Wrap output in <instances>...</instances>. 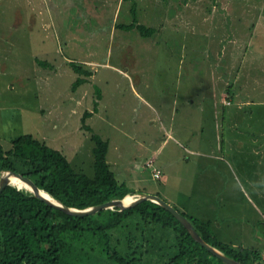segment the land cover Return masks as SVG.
<instances>
[{
  "label": "rangeland",
  "instance_id": "374dc122",
  "mask_svg": "<svg viewBox=\"0 0 264 264\" xmlns=\"http://www.w3.org/2000/svg\"><path fill=\"white\" fill-rule=\"evenodd\" d=\"M25 134L89 177L100 136L135 200L264 264V0H0V146Z\"/></svg>",
  "mask_w": 264,
  "mask_h": 264
},
{
  "label": "trees",
  "instance_id": "16d2710c",
  "mask_svg": "<svg viewBox=\"0 0 264 264\" xmlns=\"http://www.w3.org/2000/svg\"><path fill=\"white\" fill-rule=\"evenodd\" d=\"M132 15V24L120 28L152 37L154 30L138 22L136 5ZM86 82L78 78L73 90ZM91 115L87 112L84 119ZM83 127L90 132L89 126ZM92 139L93 177L78 172L62 152L31 134L14 139L9 151L0 146V175L14 172L30 178L57 202L77 210L139 194L117 180L107 160L109 143L98 135ZM180 213L208 245L226 257L241 264H261L258 250L222 242L211 222ZM0 264L225 263L197 243L171 212L151 201L123 211L114 208L73 216L26 189L8 186L0 195Z\"/></svg>",
  "mask_w": 264,
  "mask_h": 264
},
{
  "label": "water",
  "instance_id": "95a60500",
  "mask_svg": "<svg viewBox=\"0 0 264 264\" xmlns=\"http://www.w3.org/2000/svg\"><path fill=\"white\" fill-rule=\"evenodd\" d=\"M12 176L17 178V179H19V180H21L26 185L30 186L31 192L34 195H36L37 197H39L42 200L46 201L51 206L56 207V208L64 211L65 213L73 215V216H88V215L96 214V213H98L100 211H103V210H108V209L113 210L114 208H118L120 211H123V210H126V209L134 208L135 206H137L138 204H140V203H142L144 201H151L153 203H156V204L162 206L163 208H165L169 212H171L181 222V224L186 229H188V231L191 233L192 237L194 238V240L197 243H199L202 247H204L206 250H208L210 253H212L215 257H217L218 259L223 261L225 264H241L239 262H236L233 259H230V258L226 257L220 251H218L217 249H215V248L211 247L210 245H208L201 238V236L196 232V230L194 229V227L192 226L190 221L186 217H184L173 206H171L170 204L166 203L164 200L160 199L159 196L143 194L139 198H137L132 204H130L128 206H125L123 204V200H124L123 199V200L111 201V202H108V203H105V204H102V205H99V206H95V207H92V208H89V209H86V210H77V209H72V208L65 207L60 202L53 203L50 200L46 199L45 197H43L40 194L41 190L36 186V184L34 183V181L32 179L24 177V176H22L20 174H16L14 172H8L7 176H5L4 178L1 179V181H0V195L2 194L4 189H6V187L12 185L11 182H10V178ZM18 189H20V188H18Z\"/></svg>",
  "mask_w": 264,
  "mask_h": 264
},
{
  "label": "bare ground",
  "instance_id": "6f19581e",
  "mask_svg": "<svg viewBox=\"0 0 264 264\" xmlns=\"http://www.w3.org/2000/svg\"><path fill=\"white\" fill-rule=\"evenodd\" d=\"M7 176V175H6ZM5 177V176H4ZM10 182L13 186L20 188V189H26L28 191H31L30 186L26 185L24 182H22L21 180L15 178V177H11L10 178ZM40 194L45 197L46 199L50 200L53 203H57V201L55 199H53L49 194H47L44 191H41ZM135 201L134 197L132 195L127 196L124 200H123V204L125 206H128L130 204H132Z\"/></svg>",
  "mask_w": 264,
  "mask_h": 264
},
{
  "label": "built area",
  "instance_id": "2783aa9c",
  "mask_svg": "<svg viewBox=\"0 0 264 264\" xmlns=\"http://www.w3.org/2000/svg\"><path fill=\"white\" fill-rule=\"evenodd\" d=\"M160 174H161V172L158 171L157 169H154L153 170V175H154L155 178H159L160 177Z\"/></svg>",
  "mask_w": 264,
  "mask_h": 264
},
{
  "label": "crops",
  "instance_id": "0c3cea01",
  "mask_svg": "<svg viewBox=\"0 0 264 264\" xmlns=\"http://www.w3.org/2000/svg\"><path fill=\"white\" fill-rule=\"evenodd\" d=\"M151 159H153V158H151ZM153 160L155 161V159H153ZM153 160H152V161H153ZM157 170H158V169H157ZM157 196H158V195H157Z\"/></svg>",
  "mask_w": 264,
  "mask_h": 264
}]
</instances>
